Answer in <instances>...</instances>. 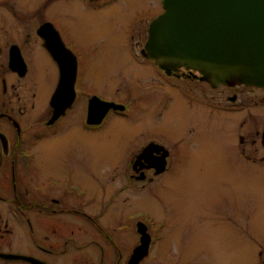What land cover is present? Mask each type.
<instances>
[{
    "label": "flooded vegetation",
    "instance_id": "1",
    "mask_svg": "<svg viewBox=\"0 0 264 264\" xmlns=\"http://www.w3.org/2000/svg\"><path fill=\"white\" fill-rule=\"evenodd\" d=\"M163 2L0 0V264H216L201 210L183 223L155 207L174 210L163 193L182 192L170 183L205 131L214 161L264 168V88L213 86L148 58ZM108 37L111 58L142 60L138 77L92 67ZM172 110L181 131H156ZM258 247L249 264H264Z\"/></svg>",
    "mask_w": 264,
    "mask_h": 264
},
{
    "label": "rangeland",
    "instance_id": "2",
    "mask_svg": "<svg viewBox=\"0 0 264 264\" xmlns=\"http://www.w3.org/2000/svg\"><path fill=\"white\" fill-rule=\"evenodd\" d=\"M147 1L151 0H145V2ZM154 1L157 5L161 4L163 0ZM157 9L163 10L160 7ZM123 21L125 18L121 19V22ZM120 35L121 31L119 30V52L125 49ZM110 40L111 38L108 37V45L105 49L107 59L93 60L92 67L103 68L108 73L114 68L115 71H119V74L123 73L125 69V72L138 77L139 70L134 67H141L137 63H141L142 60H136V62L128 57L119 58L118 62L115 60L116 57L111 58L114 55L115 45ZM128 46L129 44H127ZM129 67L133 68L132 71ZM116 73L114 72V74ZM124 79H126L125 76ZM114 90L115 88L112 91L113 95L116 94ZM129 93V89L124 90L125 96ZM167 115H170V118L167 119L168 122L163 121L160 124L161 127L154 125V129L164 132L165 128H169L173 134L180 132L181 111L172 110L171 114ZM165 136L168 135L165 133ZM215 144L212 133L205 131L201 144L196 146L197 149L200 148V151L197 150L193 156L191 155L190 166L193 168L184 169L181 177L173 178L174 181L170 183L171 188L175 190V180L180 182L182 187H176V191L182 192L163 193L166 203L171 205L174 210L168 209L163 203V207L156 206L155 211L160 217H178L182 219L183 223H186L187 219L189 222L193 220L190 212L192 208L197 211L201 210L204 223L199 243L213 244L217 247L216 264H249L252 262L251 260H254L249 253L252 250H257L259 245H264V168L228 169L224 164V158H221V161H216L217 159L216 162L214 161L210 147H214ZM203 146L207 147L201 149ZM198 161L205 163L206 168L198 169ZM174 195H178L180 198V205L176 204ZM136 206L147 207L149 203L140 200ZM224 214H230V217H226L225 221L222 218Z\"/></svg>",
    "mask_w": 264,
    "mask_h": 264
},
{
    "label": "water",
    "instance_id": "3",
    "mask_svg": "<svg viewBox=\"0 0 264 264\" xmlns=\"http://www.w3.org/2000/svg\"><path fill=\"white\" fill-rule=\"evenodd\" d=\"M163 5L144 50L161 69L194 70L213 86L264 88V0H164ZM67 63L61 67L69 68Z\"/></svg>",
    "mask_w": 264,
    "mask_h": 264
}]
</instances>
